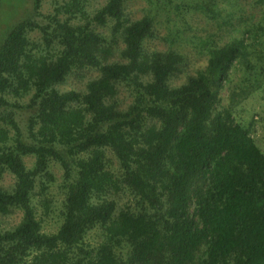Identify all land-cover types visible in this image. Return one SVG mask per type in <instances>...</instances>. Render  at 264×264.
I'll use <instances>...</instances> for the list:
<instances>
[{
  "label": "trees",
  "instance_id": "1",
  "mask_svg": "<svg viewBox=\"0 0 264 264\" xmlns=\"http://www.w3.org/2000/svg\"><path fill=\"white\" fill-rule=\"evenodd\" d=\"M95 1L34 0L0 43V216L22 215L0 224V264H264V152L234 115L264 87V0H145L136 19L132 0ZM197 15L229 34L194 35L208 58L189 73L178 43ZM54 164L47 232L35 198Z\"/></svg>",
  "mask_w": 264,
  "mask_h": 264
},
{
  "label": "rangeland",
  "instance_id": "2",
  "mask_svg": "<svg viewBox=\"0 0 264 264\" xmlns=\"http://www.w3.org/2000/svg\"><path fill=\"white\" fill-rule=\"evenodd\" d=\"M62 0H42L41 12L43 14H49L53 11V8ZM34 0H0V43L5 38L8 31L18 22L30 18L33 10ZM95 5L102 4L104 0H96ZM94 5V6H95ZM147 7L145 0H132L128 2V12L133 18H141L144 15V9ZM40 22V18H36ZM190 21L192 27H182L185 30V35L182 40L178 43L183 53L187 58L186 70L189 73H195L196 71L203 69L207 64V55L204 52V48L201 45L197 46V41L193 39L194 35L201 37L215 36V39L228 38L229 32L224 27H218L215 24L208 22L202 16H190ZM11 26V27H10ZM170 27H157L159 37L150 44V47H156L162 50L168 46V42L162 41L161 37L169 35ZM104 33L109 34V30L101 28ZM40 37L39 32H34L31 34L32 39H37ZM168 37V36H167ZM193 41V42H192ZM240 74L238 73V76ZM238 76L233 77V82L226 86L222 93V106H228L230 103L229 93L234 87H236L238 82ZM78 80L70 78L66 84L61 86L62 90H69L77 86ZM234 115L237 122H240L244 126H249L252 124L253 136L264 152V87L259 91L252 93L249 98L239 103L234 109ZM26 114H22L20 118V124L22 129L25 131L26 125ZM29 166L32 165V158H26ZM52 171L55 173L57 178V183L52 185L48 196L46 207L41 202L43 197L38 194L35 198V203L37 205L38 215L43 218L44 229L47 232H55L60 224L61 218L58 215V210L60 207L61 195L58 190V183L61 180L62 171L59 165L54 164L52 166ZM14 183V178L10 173H4L0 176V186H10ZM37 188V193L39 192ZM21 212L17 211L8 216H0L1 225L3 228H11L17 224L21 219Z\"/></svg>",
  "mask_w": 264,
  "mask_h": 264
}]
</instances>
